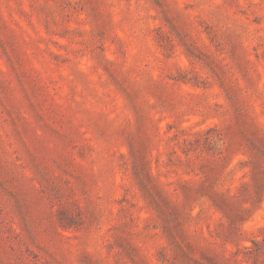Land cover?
Instances as JSON below:
<instances>
[{"label":"rangeland","instance_id":"374dc122","mask_svg":"<svg viewBox=\"0 0 264 264\" xmlns=\"http://www.w3.org/2000/svg\"><path fill=\"white\" fill-rule=\"evenodd\" d=\"M0 264H264V0H0Z\"/></svg>","mask_w":264,"mask_h":264}]
</instances>
